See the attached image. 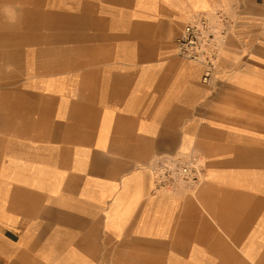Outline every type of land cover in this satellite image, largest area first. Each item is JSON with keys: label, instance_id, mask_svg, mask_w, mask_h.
I'll list each match as a JSON object with an SVG mask.
<instances>
[{"label": "crops", "instance_id": "1", "mask_svg": "<svg viewBox=\"0 0 264 264\" xmlns=\"http://www.w3.org/2000/svg\"><path fill=\"white\" fill-rule=\"evenodd\" d=\"M216 9L235 27L206 85L175 39ZM263 20L264 0H0V264H264ZM188 154L201 185L156 190L153 159Z\"/></svg>", "mask_w": 264, "mask_h": 264}, {"label": "built area", "instance_id": "2", "mask_svg": "<svg viewBox=\"0 0 264 264\" xmlns=\"http://www.w3.org/2000/svg\"><path fill=\"white\" fill-rule=\"evenodd\" d=\"M235 27L234 18L223 9L197 11L175 39L177 55L202 67V82L213 83L219 61ZM150 170L156 190L176 191L204 181V167L195 154L164 155L153 159Z\"/></svg>", "mask_w": 264, "mask_h": 264}, {"label": "rangeland", "instance_id": "3", "mask_svg": "<svg viewBox=\"0 0 264 264\" xmlns=\"http://www.w3.org/2000/svg\"><path fill=\"white\" fill-rule=\"evenodd\" d=\"M251 26H252V28H251V30H253V28L255 27V26H258L259 27V31H261L260 33H263V31H264V20H263V22L261 23V24H256V21H251ZM251 33H256V31L254 30L253 32H251ZM255 35V38H254V40H252L253 39V36L250 38V36H244L243 38H241V37H236L239 41H241V43L239 44V45H245V43L247 44V43H249V42H251L250 44H249V46H252V44L253 43H259V40H258V36L256 35V34H254ZM229 41V43H230V39L228 40ZM245 49L246 50H252L253 52H254V49L252 48V47H248L247 45L245 46ZM253 55V53L252 52H247L246 53V58L247 59H249V58H253L254 56H252ZM261 118H264L263 116L261 117ZM7 139H10L9 137H7L6 136V140Z\"/></svg>", "mask_w": 264, "mask_h": 264}]
</instances>
